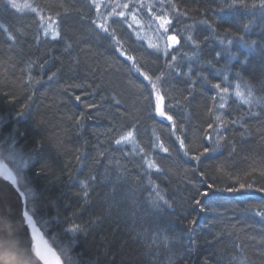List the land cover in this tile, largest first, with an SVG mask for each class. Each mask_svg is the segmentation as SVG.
<instances>
[{"label": "trees", "instance_id": "obj_1", "mask_svg": "<svg viewBox=\"0 0 264 264\" xmlns=\"http://www.w3.org/2000/svg\"><path fill=\"white\" fill-rule=\"evenodd\" d=\"M116 1L141 8L139 0ZM147 1L149 11L160 16L162 10L171 21L163 37L180 39L168 55L156 29L149 30L146 23L135 25L114 16L108 21L111 35L96 29L92 21H101L91 0H28L43 9L45 17L59 13L61 38L55 41L42 33L37 39L34 20L38 17L17 13L6 7L7 0H0V25L16 37L15 42L9 41L0 30V162L7 165L21 191L32 189L26 211L60 264H240L234 256L244 257V264H264V220L248 211L264 208V193L258 191L264 187V12L225 7L232 0ZM100 4L99 11L107 17V7ZM225 29L235 33L227 46L219 42ZM189 32L200 42L196 57L180 64L195 80L191 91L190 81L168 75L167 67L173 55L191 56L195 51L184 42ZM240 36L249 43L236 38ZM149 44L160 45V50ZM30 61L36 62L32 75L43 77L34 87L26 86L24 70ZM44 61L49 63L41 73L38 65ZM52 72L56 76L48 80ZM197 73L229 89L225 108L219 110L229 122L220 132L227 143L199 161L190 158L212 146L202 137L208 123H214L208 110L221 101L217 90ZM149 80L156 82L155 91ZM237 85L245 93L251 89L254 115H247L250 106L236 97ZM157 93L163 98L162 110L184 125L183 134L172 135L171 122L156 115ZM240 116L243 128L231 123ZM129 130L136 144L116 145L115 139ZM176 136L191 149L189 156L180 151ZM153 143H163L171 154L151 147ZM135 146L144 148L161 168L152 179L175 202L174 210L147 206L148 177L136 166L143 156L124 155ZM77 155L84 158L78 162ZM110 159L124 166L125 179L115 181L113 170L111 179L101 182ZM88 176L97 180L90 184L85 201L79 181ZM189 180L200 190L213 184L212 194L204 199L205 211L194 204L193 198L199 197ZM242 183L253 184L249 194L227 191ZM193 219L195 223H190ZM71 224L82 225L83 231L68 232ZM157 225L175 237L167 246L153 239Z\"/></svg>", "mask_w": 264, "mask_h": 264}, {"label": "snow or ice", "instance_id": "obj_2", "mask_svg": "<svg viewBox=\"0 0 264 264\" xmlns=\"http://www.w3.org/2000/svg\"><path fill=\"white\" fill-rule=\"evenodd\" d=\"M108 6H112L114 7V11L108 13V16L105 17L102 15V12H100L99 10L101 9V4L100 3H95L94 7L98 10L97 11V19L100 20L101 22L97 23L96 20L92 21V24L94 25V27L96 29H98L99 31L107 34V35H111V33L109 32V18H112L116 15H118L119 17L124 18V20H127L128 17L125 15V13L123 11H119L117 12L116 10H118L119 8L123 7V8H130L132 7L130 4H124V5H120L119 3L115 4V5H107L105 7ZM242 7V8H246V9H259L261 12H264V0H258V2H253L251 4H248L245 2V0H232V3L225 5V7L228 8H233V7ZM6 7L11 9V10H15V12L17 13H23V12H29L31 14L34 15V17H38V19L34 20V23L37 25L36 31L38 33L37 35V39H39V34L42 33L43 37L45 38H50L51 40L55 41L57 39L61 38V31L59 29V13L57 14V16L54 18L52 16H47L45 17L44 13H43V9H41L39 6H33L32 3H29L28 0H23V2H20V0H7L6 2ZM175 5H172V8L175 9ZM66 12L68 11L67 9L65 10ZM136 17L135 15L132 16V20L135 21ZM157 20L160 21L159 24V29L157 30L158 32V36L162 39L163 35L165 33H167L170 30V26H171V21L169 20L167 14H165V16H157L156 17ZM205 24L208 23V21H203ZM209 27L211 28L212 26L209 25ZM245 30H247L249 28V25L245 24L244 25ZM163 30L162 32L160 30ZM0 30H2L6 35H7V39L9 41L15 42V35L10 32L8 30V28L4 27L3 25H0ZM213 33L215 34V29H212ZM225 36L224 37H219V42L222 45H231L232 44V38L235 36V33L231 32L230 29H225ZM113 40H115V37H112ZM237 39H239L242 43H249L247 41H244V37L240 36V37H236ZM184 42L185 44H191L193 49L195 50L191 56H189L187 53L184 54V56H179V55H173L171 60L167 63V67L170 70L168 75H179V76H183L186 77L190 83L188 84V90L191 91L195 85V80L193 79V77H191L189 75L188 71H183L180 68V64L183 63V61L185 59H187L188 61H191L194 57H196V51L199 50L200 48V42L191 34V32H189V34L187 36L184 37ZM116 43H119V41H116ZM251 43H255L254 41ZM180 44V39L178 38V36L173 35V36H169L168 37V41L164 43L163 45V51L165 53V55L169 54V49L173 48L175 45ZM70 47V46H69ZM150 48H155L157 51L160 50V45L158 44H149ZM224 51H227V47H225L223 49ZM221 52L218 51L216 53V56H220ZM230 56H234L235 53H229ZM128 60H133V57L128 56L127 57ZM198 59V58H197ZM48 61H44L43 63L39 64L38 67L41 71V73H43V71L45 70L46 66L48 65ZM206 63L211 64V61H207ZM36 66V62L34 61H30L26 64V68L24 71L27 72V87H34L35 85L39 84L41 82V79L43 78L41 77H34L32 75V71L34 70V67ZM133 67L135 68V70L140 73V69L138 67H136L135 63L133 64ZM189 69L192 67V64L189 63L188 64ZM141 75H143L141 73ZM162 75H164L162 73ZM197 75H199L204 82L209 83L210 86L214 89L217 90V98L221 101V103L218 106H214V108H210L209 114L211 116V118L213 119L214 123H208L207 125V129L205 130V134L202 137L203 140L207 141L208 143H210L212 146L211 147H204L202 151H200L197 155H193L191 156V160H195V161H199L201 159V157L207 155L210 152H215L217 149H219L220 147L223 146V143H227V137L225 136H221L220 132L226 127L227 121H225L222 117L221 114H219V110L224 109L225 108V103L223 101L226 100L227 96L229 95V89L226 87H222L221 84L219 82H211L209 81L208 77L206 75H204L203 73H197ZM56 76V72H52L47 79L48 80H52L54 77ZM145 79H149L147 76H145ZM225 79H227V77H225ZM161 77H157L156 81H160ZM149 83H152L153 86V90L155 91L156 89V82L149 80ZM235 95L236 97H238L244 104H247L250 106L249 108V112L246 113L247 115H254V113L251 112V106L254 104V97L252 94L251 89H249L247 91V93L243 92L240 90V86L237 85L236 87V91H235ZM77 100H80L81 97L77 96L76 97ZM163 98L159 95V93H157V105H156V115L159 116L162 120L164 121H168L171 122L172 124V135H176L177 131H180L182 134L184 132V125L183 124H178L172 115H168L167 112H165L164 110L161 109L160 107V101ZM185 100H187V97H185ZM26 107V106H25ZM89 107H91V105H89ZM215 113V114H214ZM23 114V112H17L16 115L17 116H21ZM244 117L240 116L234 120L231 121L232 124L234 125H240L242 128L244 127V125L241 123L243 121ZM243 134V133H242ZM176 141L179 142V149L180 151L183 153V155L185 157L189 156V152L191 151V149H189L186 144L184 139L181 138V136H176ZM114 143L116 145H128V144H136L135 138H134V134L133 131L129 130L126 133L122 134L119 136L118 139H115ZM151 147L158 149L159 151H162L163 153H167V154H171V150L168 147H165V145L163 143L160 144H155L153 143L151 145ZM235 146L232 147V151L235 152ZM142 155L143 156V161L140 164H137L136 166L138 168H141V170L143 171L144 175H146L148 177L147 181H146V185H147V195L145 197V201L147 203V206L155 211H163L165 209H170V210H174V201L169 200L167 197V192L165 189L161 188L159 186V184H157L153 179H152V175L153 173H158L161 171V168L158 166L157 162L154 161L153 159L148 158V156L145 154V149L141 148L139 146H135L132 149L131 153H124V155ZM100 156L105 157L106 153L105 152H100L99 153ZM84 157H82L81 155H77L76 160L79 162L83 159ZM99 163V161H97ZM115 171L116 175H115V181H121L123 179H125V169L124 166L119 162V160H113L110 159L108 162V165L105 167L104 173L102 174L101 177V182L103 181H107L109 179H111V172ZM193 173H195L196 169L192 170ZM201 177H204L205 174L204 173H200ZM261 175H264V172L261 173ZM73 177L70 176V179H72ZM206 179V177H205ZM205 179H201L199 181L200 187H204V183H205ZM97 177L96 176H88L83 180H80L79 183L81 185V191H82V199L87 201V198L89 196V186L90 184L96 182ZM189 184L192 185V187L195 189V196H198L199 198H193V202L196 206L200 207L201 211H205L206 210V205L204 203V199L208 198L212 193L211 190L213 189V184H207L206 188H204V190H200L199 187H197V185L192 181L189 180L188 181ZM253 188V184L252 183H248V184H240L239 188H228L227 191L229 192H238L241 193L242 195H247L250 193V190ZM132 191H135V189H133ZM259 192L264 193V187L258 189ZM32 195V189L31 188H25L24 191L19 192V196L24 199L25 201H27V198L30 197ZM132 203L134 205H136L137 208L140 207L139 203L136 200H133ZM209 204L212 203L211 200L208 201ZM248 211H253L255 216H258L261 218V220H264V208L260 209V210H254V209H248ZM22 216L27 220L28 224H31L33 226V228L35 229V223L33 221V216L29 214L28 211H23L22 212ZM136 214L135 212H133V217L135 218ZM140 222L143 224L144 223V217H140ZM190 223H195V219H193V221H191ZM35 231H39L38 229H35ZM68 232L71 233H77L80 231H83V226L82 225H77V224H71L68 229ZM166 230L159 227L158 225L155 226V228L152 231V236L154 240H162L163 244L165 246L168 245L169 241L172 239H175V237H170L169 235L165 234ZM33 241L35 240V236H33ZM195 243V241L193 242ZM31 248L32 250H34L35 256L44 262V264H50L47 256L41 252L39 246H37L35 243L31 244ZM47 251L49 253H51V249H47ZM53 256H55V253H51ZM239 259L240 260V264H244L245 258L244 257H233V260ZM55 264H60V260L59 258H56Z\"/></svg>", "mask_w": 264, "mask_h": 264}, {"label": "water", "instance_id": "obj_3", "mask_svg": "<svg viewBox=\"0 0 264 264\" xmlns=\"http://www.w3.org/2000/svg\"><path fill=\"white\" fill-rule=\"evenodd\" d=\"M21 190L5 164L0 165V261L3 264H44L31 248L35 243L47 254L46 243L40 233L22 216L26 210L25 200L19 196ZM34 221V220H33ZM35 223V221H34ZM39 230V229H38ZM33 236L35 240L33 241ZM54 264V257H47Z\"/></svg>", "mask_w": 264, "mask_h": 264}, {"label": "rangeland", "instance_id": "obj_4", "mask_svg": "<svg viewBox=\"0 0 264 264\" xmlns=\"http://www.w3.org/2000/svg\"><path fill=\"white\" fill-rule=\"evenodd\" d=\"M92 2L94 3H101V2H104V6H107V5H115L117 3H119L120 5H124V4H129L128 3H125V2H114V0H91ZM106 1L109 2V4L106 5ZM150 4L148 1L146 2V0H139L138 2V6L141 7L140 9L135 6V5H131L132 7L130 8H119L118 10H116L117 12L119 11H123L125 13V15L128 17V19H130V22L134 23L135 25L137 23L139 24H143V23H146V26H149L151 27L149 30H152V29H156V32L157 30L159 29V24H160V21L156 19V17L158 16L157 15V12H153L152 11H149L148 10V7ZM161 6V5H160ZM105 10L108 11V13L110 12H113L114 11V7L112 6H108ZM158 14H160V16H165V12H163L162 10H159L158 11ZM135 15L136 19L135 21L132 20V16ZM118 15H116L115 17H117ZM119 17V16H118ZM114 18V17H112ZM120 18V17H119ZM122 18V17H121ZM111 19V18H110ZM147 30V29H146ZM149 34L152 35L151 31H149ZM161 32L163 31L162 29L160 30ZM158 33V32H157ZM153 39L154 41L157 40V37H156V34L155 32L153 33ZM168 39H166V37H163L162 38V43L164 44L165 42H167ZM156 90V89H155ZM155 112H156V105H157V94H155ZM160 103V107L162 109V101L159 102ZM0 165H1V162H0ZM6 165V164H5ZM7 166V165H6ZM8 168V167H7ZM47 257L50 256V253L47 252L46 254Z\"/></svg>", "mask_w": 264, "mask_h": 264}, {"label": "clouds", "instance_id": "obj_5", "mask_svg": "<svg viewBox=\"0 0 264 264\" xmlns=\"http://www.w3.org/2000/svg\"><path fill=\"white\" fill-rule=\"evenodd\" d=\"M0 264H3V262H2V261H0Z\"/></svg>", "mask_w": 264, "mask_h": 264}]
</instances>
